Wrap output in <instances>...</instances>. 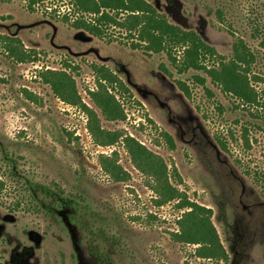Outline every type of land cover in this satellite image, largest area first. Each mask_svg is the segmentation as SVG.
Masks as SVG:
<instances>
[{
    "label": "rangeland",
    "instance_id": "rangeland-1",
    "mask_svg": "<svg viewBox=\"0 0 264 264\" xmlns=\"http://www.w3.org/2000/svg\"><path fill=\"white\" fill-rule=\"evenodd\" d=\"M146 1L227 60L244 39L258 54L252 83L261 104L243 106L204 71L133 45L119 25L104 36L75 26L91 15L70 0H0V264H264V0ZM48 70L71 76L94 122L121 135L116 143L95 142L88 113L55 94ZM105 71L123 84L108 86L123 120L105 119L92 100ZM127 136L164 160L180 199L157 204ZM104 156L126 180L102 168ZM182 198L211 209L226 259L176 239L188 210L178 208Z\"/></svg>",
    "mask_w": 264,
    "mask_h": 264
},
{
    "label": "trees",
    "instance_id": "trees-1",
    "mask_svg": "<svg viewBox=\"0 0 264 264\" xmlns=\"http://www.w3.org/2000/svg\"><path fill=\"white\" fill-rule=\"evenodd\" d=\"M64 1L66 0H29L32 5ZM70 1L72 6H75L82 14L91 15L85 19L83 17L75 20V26L83 27L93 35L104 36L110 25H119L126 29L128 38H136L132 41L133 45L141 46L143 44L147 50L157 53L167 52L172 61L179 63L185 71L190 69L204 71L223 93L238 99L243 106L261 104L260 96L252 83V79L259 78L253 70L258 54L244 39L238 38L234 41L231 57L227 60L197 32L184 30L172 24L164 14L158 12L146 0ZM121 13L126 16L123 19H118L117 15ZM175 47L183 49L180 60L177 57H172V50ZM27 58L31 59V56H22L20 60ZM43 76L45 82L51 85L55 94L60 98L70 104L81 105L86 110L89 121H91L88 128L97 144L109 146L119 140L120 134L103 129L94 122L99 121L96 111L82 103L75 83L66 71L48 70ZM195 78L199 84L205 85V77L195 75ZM118 83L123 86L113 73L105 71L99 77L97 91L91 92L95 105L101 110L105 119L111 121L126 118L121 103L108 88L110 84ZM206 90L211 95V90L208 88ZM185 91L189 93L186 84ZM246 134L247 129L243 136L248 141ZM123 140L136 167L153 178L154 190L159 195L157 204L162 205L165 202L180 199L179 190L169 180L164 160L134 137L127 136ZM101 166L117 181H124L128 177L127 171L114 158L102 157ZM177 206L178 208H188V210L179 219L180 230L175 233L176 239L198 244V254L202 256L226 259L225 249L211 221V209L195 204L187 198H182Z\"/></svg>",
    "mask_w": 264,
    "mask_h": 264
}]
</instances>
